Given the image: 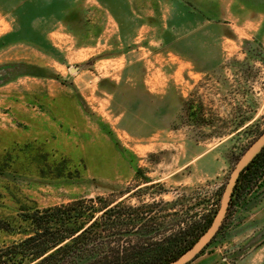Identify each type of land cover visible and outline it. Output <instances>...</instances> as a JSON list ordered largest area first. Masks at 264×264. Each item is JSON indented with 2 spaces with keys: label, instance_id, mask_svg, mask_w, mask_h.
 <instances>
[{
  "label": "rangeland",
  "instance_id": "1",
  "mask_svg": "<svg viewBox=\"0 0 264 264\" xmlns=\"http://www.w3.org/2000/svg\"><path fill=\"white\" fill-rule=\"evenodd\" d=\"M262 130L264 0H0V248L78 198L214 216ZM257 184L187 264H264Z\"/></svg>",
  "mask_w": 264,
  "mask_h": 264
},
{
  "label": "trees",
  "instance_id": "2",
  "mask_svg": "<svg viewBox=\"0 0 264 264\" xmlns=\"http://www.w3.org/2000/svg\"><path fill=\"white\" fill-rule=\"evenodd\" d=\"M263 173L264 146L240 172L229 205L249 193ZM174 205L162 200L124 205L96 196L35 209L27 217L32 232L0 248V264H166L186 250L213 217L209 210L183 227L177 220V228L163 235L162 218L168 214L162 213Z\"/></svg>",
  "mask_w": 264,
  "mask_h": 264
},
{
  "label": "water",
  "instance_id": "3",
  "mask_svg": "<svg viewBox=\"0 0 264 264\" xmlns=\"http://www.w3.org/2000/svg\"><path fill=\"white\" fill-rule=\"evenodd\" d=\"M264 146V130H262L246 147L238 158L229 178L224 185L221 193L219 206L211 219L207 228L198 236V238L175 259L166 264H187L193 260L200 251L211 241L216 232L219 230L229 205L233 188L236 184L240 172L252 161V159L261 151Z\"/></svg>",
  "mask_w": 264,
  "mask_h": 264
},
{
  "label": "crops",
  "instance_id": "4",
  "mask_svg": "<svg viewBox=\"0 0 264 264\" xmlns=\"http://www.w3.org/2000/svg\"><path fill=\"white\" fill-rule=\"evenodd\" d=\"M191 262V261H190Z\"/></svg>",
  "mask_w": 264,
  "mask_h": 264
}]
</instances>
